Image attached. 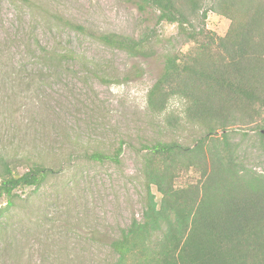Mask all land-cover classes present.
Instances as JSON below:
<instances>
[{
  "label": "rangeland",
  "instance_id": "rangeland-1",
  "mask_svg": "<svg viewBox=\"0 0 264 264\" xmlns=\"http://www.w3.org/2000/svg\"><path fill=\"white\" fill-rule=\"evenodd\" d=\"M210 7L212 0H205L206 18L193 25L223 37L230 21ZM152 19L126 0H0V156L14 175L38 164L51 169L39 187L16 189L0 215V264H114L110 242L133 218L141 219L146 202L147 147H193L204 135L186 119L178 96L160 113L148 108L162 55L193 47L175 25ZM145 31L157 36L155 54L146 59L98 40L109 33L136 38ZM36 42L68 52L70 59L49 69ZM228 132L232 141L242 140L243 163L263 172L264 157L250 146L253 130L234 126ZM117 148L115 160L91 157H112ZM197 179L190 172L175 184ZM150 193L158 202L155 187Z\"/></svg>",
  "mask_w": 264,
  "mask_h": 264
},
{
  "label": "trees",
  "instance_id": "trees-1",
  "mask_svg": "<svg viewBox=\"0 0 264 264\" xmlns=\"http://www.w3.org/2000/svg\"><path fill=\"white\" fill-rule=\"evenodd\" d=\"M126 1L156 25H175L184 42L193 44L184 54L162 55L147 105L160 113L170 97L178 96L186 104V119L204 135L193 147L177 142L147 147L142 166L146 202L141 219L133 218L110 242L114 264H264V171L243 163L242 140L232 141L228 132L229 127H250L255 134L250 146L264 157V0H212L210 10L230 21L223 37L193 25L206 18L205 0ZM98 40L130 58L146 59L155 54L157 36L153 31L136 38L109 33ZM36 45L49 69L70 59L68 52ZM120 150L112 157H91L115 160ZM50 172L38 164L14 175L0 156V200H5L0 215L11 206L16 189L37 188ZM190 172L198 175L196 182L175 184Z\"/></svg>",
  "mask_w": 264,
  "mask_h": 264
}]
</instances>
